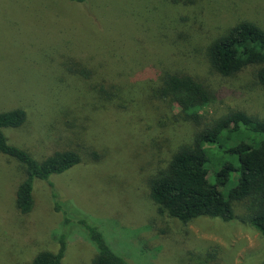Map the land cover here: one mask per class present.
I'll use <instances>...</instances> for the list:
<instances>
[{"label": "rangeland", "instance_id": "1", "mask_svg": "<svg viewBox=\"0 0 264 264\" xmlns=\"http://www.w3.org/2000/svg\"><path fill=\"white\" fill-rule=\"evenodd\" d=\"M243 21L264 29V0H0V113H27L21 128L5 130L8 141L38 160L79 152L82 162L51 181L130 264L264 263V236L245 221V203H234L233 221L184 224L161 216L150 197V181L198 131L159 95L165 72L215 91L201 112L205 124L232 110L264 120L257 69L224 78L207 56ZM24 179L0 152V264H31L58 250L62 216L47 183L35 181L30 214L16 209ZM71 229L64 263L93 264L95 247Z\"/></svg>", "mask_w": 264, "mask_h": 264}, {"label": "trees", "instance_id": "2", "mask_svg": "<svg viewBox=\"0 0 264 264\" xmlns=\"http://www.w3.org/2000/svg\"><path fill=\"white\" fill-rule=\"evenodd\" d=\"M207 56L212 70L224 78L255 67L257 83L264 88V29L257 24L237 23L210 44ZM77 68L87 76V69ZM161 81L159 95L173 100L198 131L192 143L178 149L168 166L150 181V197L159 214L184 224L201 217L230 222L235 219L234 203L242 202L246 205L245 221L264 236V120L232 110L205 124L201 112L215 100V91L209 85L193 76L170 71L161 76ZM26 121L23 109L0 113V152L17 161L25 172L16 193V209L22 215L32 212L35 181H43L49 186L54 211L62 216L61 233L56 238L58 250L38 253L31 264H65L71 228L80 231L95 247L93 264H130L115 253L99 227L64 199L51 181L82 162L79 152L56 151L38 160L27 150L9 143L5 130L21 128ZM93 156L98 154L94 152ZM234 174H238L237 182L226 191Z\"/></svg>", "mask_w": 264, "mask_h": 264}]
</instances>
